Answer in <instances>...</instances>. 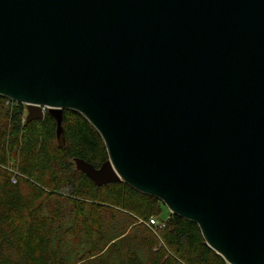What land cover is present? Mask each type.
<instances>
[{"label":"water","instance_id":"water-1","mask_svg":"<svg viewBox=\"0 0 264 264\" xmlns=\"http://www.w3.org/2000/svg\"><path fill=\"white\" fill-rule=\"evenodd\" d=\"M0 96L63 142L81 114L108 160L77 171L160 200L228 264H264V0H0Z\"/></svg>","mask_w":264,"mask_h":264},{"label":"trees","instance_id":"trees-1","mask_svg":"<svg viewBox=\"0 0 264 264\" xmlns=\"http://www.w3.org/2000/svg\"><path fill=\"white\" fill-rule=\"evenodd\" d=\"M25 115L24 105L0 96V264H228L196 223L172 213L160 219L165 206L156 198L123 182L97 187L76 170V158L96 167L108 160L81 114L64 111L65 142L51 115L31 122ZM111 205L131 213L101 214ZM151 219L159 225L149 226Z\"/></svg>","mask_w":264,"mask_h":264},{"label":"rangeland","instance_id":"rangeland-1","mask_svg":"<svg viewBox=\"0 0 264 264\" xmlns=\"http://www.w3.org/2000/svg\"><path fill=\"white\" fill-rule=\"evenodd\" d=\"M23 105V104H22ZM25 106V111H26V113H28L27 112V106L26 105H24ZM26 116V115H25ZM74 166H75V162H74ZM11 168V167H10ZM75 168H76V166H75ZM136 192H138V191H136ZM139 193V192H138ZM141 194V193H140ZM158 200V199H157ZM158 201H160V200H158ZM161 202V201H160ZM161 204H163L162 202H161ZM164 205V204H163ZM165 206V205H164ZM110 209H105V210H101L100 212H101V214H106V213H108V216L109 217H111V216H113V210H114V213H115V216H117V217H119L120 219L122 218L121 217V215H119L116 211L118 210V211H120V212H122V213H126V214H128V215H130L129 213H131L130 211H129V209H124V208H120V207H117V206H110L109 207ZM168 213H170L169 212V210L166 208V207H163V213H161V216H160V219H167V217L169 216V214ZM140 218V217H139ZM141 219V218H140ZM138 222H137V224L136 225H143V226H145V223L144 222H142L143 220H137ZM95 222V221H94ZM136 225H133V224H131L128 228H127V232L129 233V234H133L134 233V231H135V229H136ZM80 241H81V236H74L73 237V239H72V241H71V246L73 247V249L75 250V251H78L79 250V247H78V245H79V243H80ZM83 258V255H78V256H76V257H74L73 258V261H77V260H80V259H82Z\"/></svg>","mask_w":264,"mask_h":264},{"label":"built area","instance_id":"built-area-1","mask_svg":"<svg viewBox=\"0 0 264 264\" xmlns=\"http://www.w3.org/2000/svg\"><path fill=\"white\" fill-rule=\"evenodd\" d=\"M10 101V100H9ZM12 102V101H11ZM15 103V102H14ZM44 112H47V108L43 107ZM26 112V111H25ZM28 112V111H27ZM28 113H26L27 116ZM13 183H17V179L13 178ZM143 222V221H142ZM149 226H158L159 225V221L157 219H151L150 223L148 224Z\"/></svg>","mask_w":264,"mask_h":264}]
</instances>
